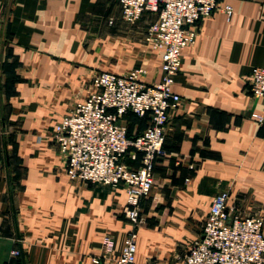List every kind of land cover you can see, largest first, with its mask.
<instances>
[{
    "label": "crops",
    "instance_id": "1",
    "mask_svg": "<svg viewBox=\"0 0 264 264\" xmlns=\"http://www.w3.org/2000/svg\"><path fill=\"white\" fill-rule=\"evenodd\" d=\"M227 4L233 15L203 18L183 52L137 264H184L221 193L234 214L264 218V122L252 117L264 105L249 86L264 67V0H219ZM155 20L127 23L119 0H0V264H115L134 230L127 193L72 180L53 135L98 73L142 68L146 83L162 80V53L144 41ZM125 120L133 137L149 125Z\"/></svg>",
    "mask_w": 264,
    "mask_h": 264
},
{
    "label": "built area",
    "instance_id": "2",
    "mask_svg": "<svg viewBox=\"0 0 264 264\" xmlns=\"http://www.w3.org/2000/svg\"><path fill=\"white\" fill-rule=\"evenodd\" d=\"M123 19L138 24L145 13L156 15L146 30L144 41L162 53L163 78L148 84L145 70L126 74L100 72L92 80L93 90L86 100L55 127L54 142L64 158L72 180L86 184L123 187L127 193L125 217L134 226L115 264H137L138 233L143 224L142 201L155 186V168L166 156L165 132L181 96L173 91L182 67L184 50L195 45L198 24L203 18L221 11L228 18L232 5L220 7L219 0H119ZM252 95L264 105V67H254L249 74ZM135 114L149 118L148 127L130 137L125 117ZM258 122L264 117L252 114ZM137 161L131 167L126 160ZM230 195L214 199L203 227V235L189 248L184 264H264V218L234 214ZM105 253L111 254V238L104 241ZM14 250V257L20 256ZM96 264H101L99 260Z\"/></svg>",
    "mask_w": 264,
    "mask_h": 264
},
{
    "label": "trees",
    "instance_id": "3",
    "mask_svg": "<svg viewBox=\"0 0 264 264\" xmlns=\"http://www.w3.org/2000/svg\"><path fill=\"white\" fill-rule=\"evenodd\" d=\"M129 114H132V113H129ZM134 115H135V114H134ZM146 118H148V117H146ZM129 135H130V130H129ZM130 137H133V136L130 135ZM126 162H127V160H126Z\"/></svg>",
    "mask_w": 264,
    "mask_h": 264
}]
</instances>
